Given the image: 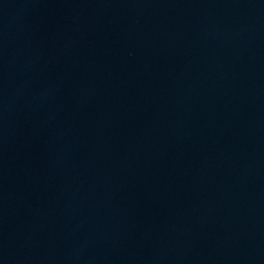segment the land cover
<instances>
[{
  "label": "water",
  "instance_id": "1",
  "mask_svg": "<svg viewBox=\"0 0 264 264\" xmlns=\"http://www.w3.org/2000/svg\"><path fill=\"white\" fill-rule=\"evenodd\" d=\"M0 264H264V0H0Z\"/></svg>",
  "mask_w": 264,
  "mask_h": 264
}]
</instances>
